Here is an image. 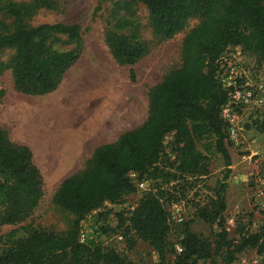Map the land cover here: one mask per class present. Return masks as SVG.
<instances>
[{
  "label": "trees",
  "instance_id": "16d2710c",
  "mask_svg": "<svg viewBox=\"0 0 264 264\" xmlns=\"http://www.w3.org/2000/svg\"><path fill=\"white\" fill-rule=\"evenodd\" d=\"M113 1L114 9L125 13L134 4L145 7L153 36L164 41L183 32L191 20L199 23L183 38L181 66L148 92L146 121L121 134L116 142L97 147L84 168L60 184L53 203L72 217L68 230L57 235L30 228L25 237L0 238V264H128L97 242L79 243L78 235L81 223L92 212L106 203L121 204L135 193L130 173L138 182L150 180L153 185L135 208L117 214V228L130 245L136 240L149 244L156 264H169V255H174L173 264H216L214 257L220 258V264H232L246 250L263 255L264 225L251 232L250 223L238 221L235 238H229L224 227L225 184L214 189L203 206H196V217L216 227L214 240L201 239L184 226L181 253L167 242L166 206L184 199L197 180L208 175L204 152L221 155L226 169L231 165L226 125L220 118L227 95L216 80L217 62L238 49L256 70L264 69V0ZM45 6V0L30 5L0 0V11L14 19L13 31L0 34V55L12 53L7 64L0 60V78L9 70L15 90L30 97L55 92L81 55L78 25H25L31 13ZM130 25V20L117 17L106 35V45L118 66L133 68L149 50L135 33L124 32ZM130 79H135L133 71ZM168 135L174 139L172 161L164 157ZM199 143L204 152L198 149ZM42 196V176L31 149L14 143L0 123V226H15L28 219Z\"/></svg>",
  "mask_w": 264,
  "mask_h": 264
},
{
  "label": "rangeland",
  "instance_id": "374dc122",
  "mask_svg": "<svg viewBox=\"0 0 264 264\" xmlns=\"http://www.w3.org/2000/svg\"><path fill=\"white\" fill-rule=\"evenodd\" d=\"M33 1L35 0H13L16 4L26 5ZM45 2L48 6L31 13L24 21L25 25H78L82 35L81 55L65 74L58 89L46 96L30 97L18 93L10 71L4 70L2 73L1 126L14 143L31 149L34 163L41 172L43 196L28 219L15 226H0V238L25 237L30 228L57 235L68 230L72 217L53 203V196L60 184L80 172L97 147L116 142L121 134L138 128L146 121L148 92L165 75L181 66L183 38L199 23L196 19L191 20L183 32L164 41L153 36L148 13L140 4H134L130 12L125 13L114 9L113 0ZM117 17L130 20L131 25L124 32L135 33L148 46L147 56L133 68L118 66L106 45V35L112 30ZM13 29L14 19L0 11V34L10 33ZM55 48L64 50L57 46ZM11 56V52L5 53L0 55V60L7 64ZM223 58L238 65L251 81L264 78V69L256 70L252 60L242 56L238 49L229 51ZM132 71L135 74L134 80L130 79ZM238 113L241 140L238 146H234L227 139V150L230 161L235 160L239 164V176L233 175L234 172L229 168L226 169L221 155L212 150L204 152L203 143H199L198 149L208 158V175L197 180V185L184 199L166 206L170 227L167 242L174 247L176 253L184 226L201 239L214 240L216 227L196 217V206H203L220 184L226 186L224 227L230 239L235 238L238 221L250 223L251 232L264 225V206L255 199V185L250 176L251 173H257L264 177V154L256 152L264 144L262 138H257L264 134V130L255 117L256 113ZM173 141L172 135H168L164 141V157L170 161L175 156ZM141 183L144 184L143 189L135 187V193L126 196L121 204H104L81 225L97 231L95 238L101 248L115 251L128 264H156L155 253L149 244L136 240L130 245L117 228V214L127 213L135 208L138 200L153 185L150 180H143ZM168 260L169 264H173L174 255H169ZM213 261L220 264L219 257H214ZM232 264H264V254L246 250L236 256Z\"/></svg>",
  "mask_w": 264,
  "mask_h": 264
},
{
  "label": "built area",
  "instance_id": "2783aa9c",
  "mask_svg": "<svg viewBox=\"0 0 264 264\" xmlns=\"http://www.w3.org/2000/svg\"><path fill=\"white\" fill-rule=\"evenodd\" d=\"M216 80L221 89L227 95V101L220 109V118L226 125V136L230 143L238 146L240 143V115L239 111H252L264 124V78L261 80H249L248 75L238 65L225 60L223 57L217 62ZM255 185V199L264 206V177L257 173H251ZM129 178L137 188H144V184L137 181V176L129 174ZM96 231L80 225L78 241L81 244L96 243ZM177 253L182 249L176 248Z\"/></svg>",
  "mask_w": 264,
  "mask_h": 264
},
{
  "label": "crops",
  "instance_id": "0c3cea01",
  "mask_svg": "<svg viewBox=\"0 0 264 264\" xmlns=\"http://www.w3.org/2000/svg\"><path fill=\"white\" fill-rule=\"evenodd\" d=\"M261 129H263L264 130V125H263V127H261ZM240 135H242V133H240ZM257 138H262L263 140H264V134H262V135H260V136H258ZM256 138V139H257ZM262 139L260 140L261 142H262ZM259 140V139H258ZM257 140V141H258ZM258 154H264V144L262 145V146H260L258 149H257V151H256ZM239 164H238V162L237 161H235V160H232V162H231V165L228 167L230 170H232L234 173H233V175L235 174L236 176H239Z\"/></svg>",
  "mask_w": 264,
  "mask_h": 264
}]
</instances>
